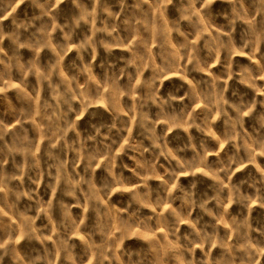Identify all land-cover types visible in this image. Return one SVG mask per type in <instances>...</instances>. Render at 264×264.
Wrapping results in <instances>:
<instances>
[{
    "label": "rangeland",
    "instance_id": "obj_1",
    "mask_svg": "<svg viewBox=\"0 0 264 264\" xmlns=\"http://www.w3.org/2000/svg\"><path fill=\"white\" fill-rule=\"evenodd\" d=\"M0 264H264V0H0Z\"/></svg>",
    "mask_w": 264,
    "mask_h": 264
}]
</instances>
